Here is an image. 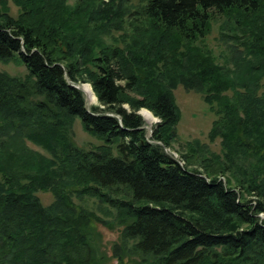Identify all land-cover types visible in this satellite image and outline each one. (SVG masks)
Segmentation results:
<instances>
[{
	"label": "trees",
	"instance_id": "trees-1",
	"mask_svg": "<svg viewBox=\"0 0 264 264\" xmlns=\"http://www.w3.org/2000/svg\"><path fill=\"white\" fill-rule=\"evenodd\" d=\"M12 1L0 61L28 74L0 72V264H91L97 218L75 197L114 210L119 260L264 264V0ZM72 84H89L98 105ZM179 86L214 114L221 155L167 152ZM143 109L160 120L151 134ZM76 119L100 146L74 145Z\"/></svg>",
	"mask_w": 264,
	"mask_h": 264
},
{
	"label": "rangeland",
	"instance_id": "rangeland-1",
	"mask_svg": "<svg viewBox=\"0 0 264 264\" xmlns=\"http://www.w3.org/2000/svg\"><path fill=\"white\" fill-rule=\"evenodd\" d=\"M2 1H6V4L4 5ZM0 8L2 10L7 8L8 12L14 17L19 14V9L12 0H0ZM217 34V28H215L213 35L208 39L209 45L216 53L219 52V47L216 42ZM0 72L20 80H24L28 74L25 66L15 62L4 63L0 61ZM174 97L179 107L181 118L176 128L178 140L175 146H173L172 149H168L167 152L171 153L176 159H180V157L189 154L190 151H192L191 147L203 148L200 153L208 157L212 155H221V139L217 138L212 140L209 135L216 118L214 114L211 113L208 106L205 105L201 96L195 92H188L182 86H179L174 91ZM86 102L88 108L98 105V100L90 105L86 98ZM155 120V123L152 125H149L144 120L148 134H151L153 127L158 124V118H155ZM69 136L76 147L85 151L93 150L101 145L99 140L92 137L84 130L80 119H76L72 123ZM27 147L31 151L49 157L44 150L32 143H28ZM181 164L183 165L184 162ZM192 164L191 168L193 169L200 167L199 163L195 161ZM222 179L225 181L224 176ZM37 196L45 206L53 202V196L49 192H38ZM74 202L76 205L91 211L97 218L87 229L89 245L86 249L85 257L87 260L89 259L91 264L151 263V258L147 256H144V259H142V255H128V253H125L124 256L122 255V260L118 259L116 252H118V245H121V234L124 228L117 222H114L115 212L113 209L102 205L97 199L91 197H85L83 199L75 197ZM261 217L263 218L264 216L262 215ZM103 221L106 222V224H104Z\"/></svg>",
	"mask_w": 264,
	"mask_h": 264
},
{
	"label": "bare ground",
	"instance_id": "bare-ground-1",
	"mask_svg": "<svg viewBox=\"0 0 264 264\" xmlns=\"http://www.w3.org/2000/svg\"><path fill=\"white\" fill-rule=\"evenodd\" d=\"M80 87L84 91V94H85V96L88 100V103L90 105L97 101V99L93 93L92 87L89 84H84ZM141 114H142L144 120L146 121V123H148L149 125H152L155 123V121H156L155 117L150 112H148L147 110L141 111Z\"/></svg>",
	"mask_w": 264,
	"mask_h": 264
},
{
	"label": "water",
	"instance_id": "water-1",
	"mask_svg": "<svg viewBox=\"0 0 264 264\" xmlns=\"http://www.w3.org/2000/svg\"><path fill=\"white\" fill-rule=\"evenodd\" d=\"M72 86L75 87V88H77V89H80L82 92H84V91L81 89L80 85H73V84H72ZM139 114H140V113H139ZM140 115H141V114H140ZM141 116H142V115H141ZM157 122L160 123V120L158 119Z\"/></svg>",
	"mask_w": 264,
	"mask_h": 264
}]
</instances>
